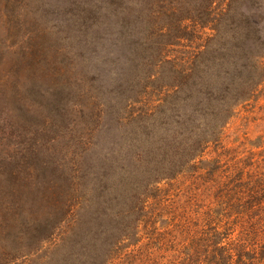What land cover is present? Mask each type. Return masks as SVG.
Returning a JSON list of instances; mask_svg holds the SVG:
<instances>
[{
  "label": "trees",
  "instance_id": "trees-1",
  "mask_svg": "<svg viewBox=\"0 0 264 264\" xmlns=\"http://www.w3.org/2000/svg\"><path fill=\"white\" fill-rule=\"evenodd\" d=\"M239 1L230 0L221 8L222 3L210 0L197 9L188 7L187 0L185 14L152 10L160 13L158 19L164 15L171 21L154 25L162 31L156 50L136 44L137 49L142 47L140 52L153 57L144 63L148 69L143 75L139 74L144 70L133 75L136 85L124 98L117 97L120 84L107 87L105 92L113 91L112 98L96 108L98 118L106 110L120 116L119 145L104 137L107 149L99 156L75 154L67 159L53 155L55 144L50 150V142L47 147L41 140V147L46 148L39 147L42 151L35 150L34 155H50L41 161L42 170L36 176L25 169L18 175V167L32 157L28 155L33 150L14 155L10 160L18 166L14 169L6 168L9 157L0 158L12 194L17 193L11 185H19L23 177L30 184L24 203L31 204L37 214L45 211L34 224L40 233L33 239L53 244L51 264H264V138L253 140L254 149L242 150V155L220 144L236 106L264 93L260 89L264 83V23L259 20L263 8L242 13ZM195 9L196 16L191 13ZM216 20L221 21L213 26L216 33L196 45L197 53L191 52L188 43L200 38L199 27ZM107 37L120 42V37ZM178 46L184 49V69L177 68V56H169L170 47ZM57 59L55 54L52 61ZM107 61L113 66L116 62L113 58ZM56 71L61 70H55L50 80L65 76ZM122 73L112 71L118 80ZM13 90L18 92V88ZM60 90L49 93L58 99L44 115V124L48 133L52 121L51 129L77 136L79 124L66 119L70 95ZM60 135L56 146L74 150L76 141ZM185 174L202 181L178 194L193 218H189L192 231L183 228L177 234L170 215L179 207L178 192L167 197L161 182ZM36 177L41 179L36 181ZM212 188L217 190L214 194ZM236 191L242 197L233 200ZM28 195L34 200H28Z\"/></svg>",
  "mask_w": 264,
  "mask_h": 264
},
{
  "label": "rangeland",
  "instance_id": "rangeland-1",
  "mask_svg": "<svg viewBox=\"0 0 264 264\" xmlns=\"http://www.w3.org/2000/svg\"><path fill=\"white\" fill-rule=\"evenodd\" d=\"M186 1L0 0V158L9 157L6 168L18 167L14 161H10L14 155L19 156L20 152L28 154L33 150L28 155L32 157L21 162L18 175L22 176L24 169L31 171L34 176L38 175L42 170L39 168L41 161H46L50 155L41 152L34 155L35 150L42 151L46 148L41 147V140L47 147L50 142L49 149L55 144L53 155H63L67 159H72L75 154L87 158L89 155L99 156L107 149L106 144L102 143L104 137L119 145L122 129L118 126L117 119L120 116L117 112L113 114L106 110L98 118L96 108L98 104L109 103L112 98L113 91L107 93L110 95L105 92L107 87L117 88L120 84L121 89L116 90L117 97L119 94L124 98V94L129 95L130 88L136 85L133 75L144 70L139 74L143 75L148 69L144 63L152 62L153 57L140 52L142 47L137 49L136 44L143 43L156 50L162 31L159 28L156 30L154 25L160 26L171 21L170 18L165 19L164 15L158 19L160 13H153L152 10L164 8L169 12L185 14ZM208 1L210 0H189L188 7L191 4L192 8L202 9V5H206ZM216 1L222 3L221 8L230 2ZM238 5L241 6L242 13L263 8V12H260L262 19L259 20L264 23V0H240ZM128 9H131L130 13H127ZM195 11L196 9L191 13L196 16ZM185 22L191 21L189 19ZM220 22L216 20L213 25L199 27L200 38L193 44L188 43V49L197 53L198 45L204 44L216 33L213 26ZM107 36L120 37V42H112ZM182 46L170 47L169 56H177V68L184 69L186 65L182 62ZM55 54L59 59L53 62ZM62 54L64 55L60 56ZM111 58L116 60L114 66L107 61ZM148 58L149 61H146ZM55 70H61L56 73L65 76L50 80L49 78H54ZM113 70H123L120 75L123 77L119 80L114 78ZM124 77L126 80H122ZM14 87L18 88V92L13 90ZM61 87L64 91L60 90ZM260 89L264 91V83ZM59 90L65 96L70 95L66 119L79 124L77 136H71V133L64 130L56 132V127L51 129L52 121L49 122L48 133L44 124V115L49 113L58 99L57 95L52 97L49 93L56 94ZM128 112L132 113L131 109ZM67 124L68 122L66 127ZM60 134L69 142L76 141L74 150L71 147L66 149L56 146L61 141ZM259 137L264 138V93L256 100L245 101L236 106L222 132L220 144L224 148L235 149L242 155V150L254 149L251 142ZM95 164L98 166V159ZM0 166L3 168L0 170V264H51L50 248L53 244L33 239L34 234L40 233L34 224L40 222L45 211L39 210L37 214L31 204L24 203L25 191L30 184L24 182L26 180L23 177H18L19 185H11L17 193L13 195L7 182L5 166L1 163ZM40 179L41 177L35 178L36 181ZM201 181L199 176L185 174L175 180L161 182L167 197L178 192L175 199L180 202L179 207L170 215L173 224L171 227L177 234L183 228L187 229L185 232H189V218H193L189 217L191 213L187 204L181 202L178 194L184 193L186 186H195ZM216 191L212 188L210 193L214 194ZM21 195L23 197L19 201ZM232 195L233 200L242 197L239 191ZM27 199L34 200V197L28 195ZM261 216L264 220V215Z\"/></svg>",
  "mask_w": 264,
  "mask_h": 264
}]
</instances>
